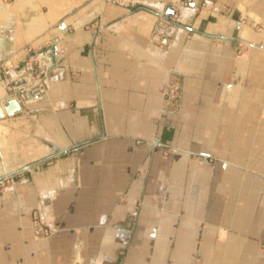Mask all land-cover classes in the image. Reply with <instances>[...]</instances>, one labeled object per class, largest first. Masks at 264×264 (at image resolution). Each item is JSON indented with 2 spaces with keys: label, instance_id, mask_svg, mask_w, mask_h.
I'll use <instances>...</instances> for the list:
<instances>
[{
  "label": "crops",
  "instance_id": "1",
  "mask_svg": "<svg viewBox=\"0 0 264 264\" xmlns=\"http://www.w3.org/2000/svg\"><path fill=\"white\" fill-rule=\"evenodd\" d=\"M182 1L0 0V61L65 48L0 118V264H264V0Z\"/></svg>",
  "mask_w": 264,
  "mask_h": 264
},
{
  "label": "built area",
  "instance_id": "2",
  "mask_svg": "<svg viewBox=\"0 0 264 264\" xmlns=\"http://www.w3.org/2000/svg\"><path fill=\"white\" fill-rule=\"evenodd\" d=\"M107 2L122 3L125 0H106ZM209 0H204V2ZM188 4L189 0L182 1ZM91 25H96V22ZM65 48L60 42L48 44L43 49L33 50L19 64H12L9 59L0 61V83L6 88L9 98L0 100V107L4 109V103L12 98H17L19 103L44 95L50 84L63 76L62 60ZM180 80L173 73L169 82L163 89V94L173 106L178 105L180 99ZM6 113V111H5ZM10 178V176H6ZM0 179V185L4 184ZM32 228L35 237L48 238L53 230L47 213L36 208L32 211Z\"/></svg>",
  "mask_w": 264,
  "mask_h": 264
},
{
  "label": "water",
  "instance_id": "3",
  "mask_svg": "<svg viewBox=\"0 0 264 264\" xmlns=\"http://www.w3.org/2000/svg\"><path fill=\"white\" fill-rule=\"evenodd\" d=\"M4 109L8 115H14L21 110V104L17 98H12L4 103ZM5 111L0 107V118L5 116Z\"/></svg>",
  "mask_w": 264,
  "mask_h": 264
},
{
  "label": "rangeland",
  "instance_id": "4",
  "mask_svg": "<svg viewBox=\"0 0 264 264\" xmlns=\"http://www.w3.org/2000/svg\"><path fill=\"white\" fill-rule=\"evenodd\" d=\"M0 179H4V182H3L4 184L0 185V189H1V188H4L7 185L8 181L10 180V178L7 179L6 176H4V177H2ZM163 194H164L163 185L162 186H157L155 188V195L158 196V195H163Z\"/></svg>",
  "mask_w": 264,
  "mask_h": 264
}]
</instances>
